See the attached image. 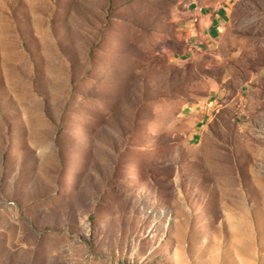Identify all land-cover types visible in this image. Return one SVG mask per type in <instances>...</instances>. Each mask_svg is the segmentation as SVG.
I'll return each mask as SVG.
<instances>
[{"label":"rangeland","instance_id":"374dc122","mask_svg":"<svg viewBox=\"0 0 264 264\" xmlns=\"http://www.w3.org/2000/svg\"><path fill=\"white\" fill-rule=\"evenodd\" d=\"M207 2L0 0V264H264V0Z\"/></svg>","mask_w":264,"mask_h":264},{"label":"crops","instance_id":"0c3cea01","mask_svg":"<svg viewBox=\"0 0 264 264\" xmlns=\"http://www.w3.org/2000/svg\"><path fill=\"white\" fill-rule=\"evenodd\" d=\"M192 3L195 6L193 7L194 18L190 22V40L201 42V39H206L215 32V29L221 23V14L225 13L223 9L226 6L225 3H208L207 0H192ZM7 139L5 136V141Z\"/></svg>","mask_w":264,"mask_h":264}]
</instances>
